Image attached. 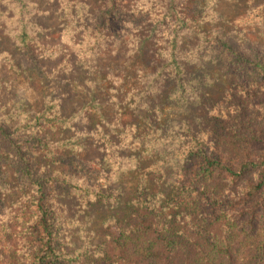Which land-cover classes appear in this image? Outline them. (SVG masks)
Segmentation results:
<instances>
[{"label":"trees","instance_id":"1","mask_svg":"<svg viewBox=\"0 0 264 264\" xmlns=\"http://www.w3.org/2000/svg\"><path fill=\"white\" fill-rule=\"evenodd\" d=\"M226 1L0 0V264H264V0Z\"/></svg>","mask_w":264,"mask_h":264},{"label":"rangeland","instance_id":"2","mask_svg":"<svg viewBox=\"0 0 264 264\" xmlns=\"http://www.w3.org/2000/svg\"><path fill=\"white\" fill-rule=\"evenodd\" d=\"M233 0H227L224 6L222 8H225L226 10H229L232 6ZM143 65V62L139 59H132L129 61V63L124 66V72H125V82L124 85L121 86L118 90L117 96L120 97L126 89H129L133 84H136L138 82V75H140L139 70H141V67ZM57 84L52 82L45 84L43 87L38 86L36 89L29 85H23L19 89V94L21 96H25L28 98V101L30 103L34 102L35 100H38L41 98L42 94L45 92H50L56 88ZM168 111L170 108L167 109Z\"/></svg>","mask_w":264,"mask_h":264}]
</instances>
